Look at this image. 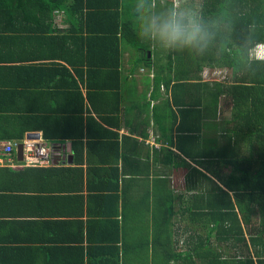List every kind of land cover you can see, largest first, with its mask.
I'll list each match as a JSON object with an SVG mask.
<instances>
[{
	"label": "crops",
	"instance_id": "1",
	"mask_svg": "<svg viewBox=\"0 0 264 264\" xmlns=\"http://www.w3.org/2000/svg\"><path fill=\"white\" fill-rule=\"evenodd\" d=\"M39 14L45 18L43 27L25 19ZM0 17L8 19H0V141L30 126L1 116L43 113L57 120L53 133L78 131L67 123V114L81 119L76 139L46 141L39 130L23 131L21 141L36 132L45 142L48 163L23 166L15 154L13 165L0 163V264H105L99 261L104 257L118 262L110 264H210L207 259L216 253L223 260L249 256L254 264H264V233L255 236L262 226L258 216L248 225L238 217L243 240L220 241L212 221L190 214L199 186L195 170L226 190L215 177L232 168L206 163L210 155L197 153L221 150L226 159L235 150L236 155L246 154L238 136L230 133L226 95H198L188 83L184 90H175L183 107L172 105L169 88L164 91L161 85L152 98L153 71L138 66L129 73L128 58L124 66L120 57L125 79L116 89L90 91L93 110L85 98V68L77 69L79 77L62 57L69 49L61 39L68 26L64 14L18 6L0 12ZM40 28L45 33L38 34ZM59 64L68 72L55 70ZM221 68L226 67L204 66L190 80L199 78L212 86L216 80L207 81L204 73ZM46 69L49 75L41 73ZM134 153L147 164L135 163ZM201 184L207 190L213 187L206 179ZM165 197H170L166 203L173 210L168 220L154 217Z\"/></svg>",
	"mask_w": 264,
	"mask_h": 264
},
{
	"label": "trees",
	"instance_id": "2",
	"mask_svg": "<svg viewBox=\"0 0 264 264\" xmlns=\"http://www.w3.org/2000/svg\"><path fill=\"white\" fill-rule=\"evenodd\" d=\"M136 2L137 0L129 5L126 0H0V12L21 6L40 12L57 9L64 14L68 26L64 29L65 33L61 39L62 42H67L69 49L67 56L62 57L76 73L82 72V67L85 68V98L90 108L95 110L96 105L91 98L93 93L90 91H101L109 86L111 89H116L121 80L125 79L119 71L123 51L127 50L130 54L128 72L133 73L138 66L151 69L152 57L151 54L146 57V51L157 53L159 50L155 44L142 41L134 30L132 18L139 16ZM168 3L165 1L164 4H160L159 0H152L154 10H160ZM199 6L202 7L205 18L222 17L230 27L221 31L213 45L203 54L167 52L166 62L163 65L154 62L156 67L152 77L154 93L151 97L155 98V92L161 85L164 91L169 88L171 104L183 107V101L179 100L175 90L179 88L184 90V86L188 83L194 84L198 95L214 96L222 93L227 96L231 103L233 121L230 133L238 136L239 144L242 143L246 148V154L236 155L235 150L232 153L234 157L226 159L223 155L224 151L221 150L219 152L216 149L212 152L207 150V153L203 150L197 153V157L210 155L211 162L206 163H221L224 166L230 164L232 168L229 173L215 177L226 190L215 184L199 169L195 170L196 176L193 179L195 185L199 186L195 196L196 209L190 210V214L212 221L216 238L220 241L243 240V229L238 217L242 225H248L250 218L258 216L262 226L260 229L257 228L255 236L259 238L258 233H264V57L261 60L253 59L249 57L248 49L258 41L264 46V0H200ZM130 9H134L132 15L129 13ZM0 19H4L5 22L8 20L2 17ZM25 19L35 26L45 25V18L40 14L33 17L26 16ZM37 32L43 34L45 29L40 28ZM204 66L226 67L230 73L229 81H216L212 86H208V82L200 81L199 78L191 81L193 71L199 72ZM79 67L81 70L78 71ZM55 70L68 72L63 64H59ZM41 73L49 75L50 70L46 69ZM167 102L166 100V105ZM196 103L199 105V100ZM198 109L196 111L199 115ZM67 115L65 116L67 123L74 128L79 127L78 131L75 128L74 133H53V122L57 120L50 119L43 113L35 116L34 114L1 116L11 123L29 122L30 125L20 128L17 133L3 137L19 142L23 131L28 129L39 130L40 137L46 141L76 139L81 135V119L74 114L69 118ZM32 118L34 120H31ZM33 121H36L37 125H32ZM88 130L93 132L92 129ZM87 135L93 133H86V137ZM76 144L74 140V148L77 149ZM133 156L135 163L147 164V160L139 162L137 154L134 153ZM213 157L217 160H213ZM164 161L168 163V156H165ZM197 161L201 164L200 158ZM205 179L213 184L208 190L201 184ZM169 200L170 197L163 198L164 204L154 210L156 214L154 217L162 216L163 219H169L173 211L172 206L166 203ZM164 227L166 229L167 225ZM99 259L105 264L114 262L111 258ZM233 259L223 260L216 253L207 260L210 264H254L249 256L239 260ZM258 263L260 264L261 261Z\"/></svg>",
	"mask_w": 264,
	"mask_h": 264
},
{
	"label": "clouds",
	"instance_id": "3",
	"mask_svg": "<svg viewBox=\"0 0 264 264\" xmlns=\"http://www.w3.org/2000/svg\"><path fill=\"white\" fill-rule=\"evenodd\" d=\"M136 11L139 14L134 27L137 35L168 53L203 54L221 31L230 27L222 17L205 18L202 7L190 0H169L160 10H154L152 0H137ZM249 56L262 59L263 45L255 44Z\"/></svg>",
	"mask_w": 264,
	"mask_h": 264
},
{
	"label": "built area",
	"instance_id": "4",
	"mask_svg": "<svg viewBox=\"0 0 264 264\" xmlns=\"http://www.w3.org/2000/svg\"><path fill=\"white\" fill-rule=\"evenodd\" d=\"M22 156L16 161L23 166H38L48 163V148L45 142L39 138L23 139ZM17 142L14 140L0 141V163L12 164V156L15 154V146ZM14 162V161H13Z\"/></svg>",
	"mask_w": 264,
	"mask_h": 264
},
{
	"label": "rangeland",
	"instance_id": "5",
	"mask_svg": "<svg viewBox=\"0 0 264 264\" xmlns=\"http://www.w3.org/2000/svg\"><path fill=\"white\" fill-rule=\"evenodd\" d=\"M135 0H126V3H128L130 5L131 2H134ZM160 1V4H164L165 1L166 2H169V0H159ZM199 2L200 0H190V3L194 4L195 6H199ZM137 3V2H136ZM134 9H130L129 10V13L132 15V12H133ZM133 20V23H134V27L137 25L138 23V20H139V16H133L132 18ZM141 39V38H140ZM142 41H146V42H149L147 40H144V39H141ZM151 44V43H150ZM159 49L157 53H155L154 51L149 52V54H151V57H152V64L150 65L152 71L155 70V65H154V62L158 63L159 65H163L165 62H166V53L165 51L161 50L160 48H157ZM134 51V50H133ZM129 57V53L128 52H123L122 55H121V61L123 63L124 66H126V60L127 58ZM126 62V63H125ZM128 64V63H127ZM145 69H143L142 71H144ZM212 70L210 71H205L204 73V78L205 79H208L207 81H210V80H216V81H229V70L227 68H221V69H217L215 70L213 73L211 72ZM137 73H139V69L136 71ZM203 75V74H202ZM210 79V80H209Z\"/></svg>",
	"mask_w": 264,
	"mask_h": 264
},
{
	"label": "water",
	"instance_id": "6",
	"mask_svg": "<svg viewBox=\"0 0 264 264\" xmlns=\"http://www.w3.org/2000/svg\"><path fill=\"white\" fill-rule=\"evenodd\" d=\"M146 57H149V51H146ZM25 136H26V139H29V138H38V134L36 132H34V133L29 132ZM15 156H16V159L17 160H20L21 159V156H22V143L21 142H18L16 144V146H15Z\"/></svg>",
	"mask_w": 264,
	"mask_h": 264
}]
</instances>
